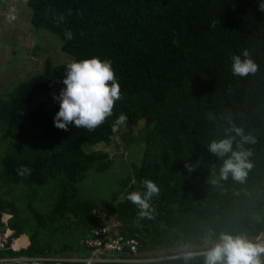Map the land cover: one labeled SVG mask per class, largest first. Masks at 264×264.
<instances>
[{
  "label": "trees",
  "instance_id": "16d2710c",
  "mask_svg": "<svg viewBox=\"0 0 264 264\" xmlns=\"http://www.w3.org/2000/svg\"><path fill=\"white\" fill-rule=\"evenodd\" d=\"M26 2L32 27L56 35L72 62H112L121 99L95 131L56 128L58 101L51 113L38 98L59 95L67 65L50 57L40 72L0 94V231L12 229L11 242L27 232L31 219L36 222L26 248H8L0 256H84L82 239L110 218L112 230L139 242L135 255L122 254L137 261L113 264H203V257L186 262L182 253L204 250L205 239L215 241L222 232L249 240L264 234V12L258 10L264 0ZM69 30L72 40L65 38ZM245 49L259 71L234 76L232 57ZM121 114L128 118L121 137L126 145L142 143L140 158L110 203L79 198L78 184L87 172L111 163L106 152L86 147L109 144ZM229 120L256 138L244 146L253 152V167L244 183L231 176L213 183L223 160L207 146L225 138ZM21 166L31 175H18ZM145 179L160 188L150 202L151 220L139 219L127 199L133 191H145ZM47 184L55 192L47 219L37 211L30 218L17 210L12 194ZM3 213L11 214L6 225ZM42 230L58 237L42 239Z\"/></svg>",
  "mask_w": 264,
  "mask_h": 264
},
{
  "label": "clouds",
  "instance_id": "9594fccd",
  "mask_svg": "<svg viewBox=\"0 0 264 264\" xmlns=\"http://www.w3.org/2000/svg\"><path fill=\"white\" fill-rule=\"evenodd\" d=\"M259 11L264 12V3L259 4ZM63 19L62 17L60 18ZM67 40L73 39V33L65 32ZM232 74L237 77L255 75L259 71V65L252 59L248 50H243L241 55L232 57ZM65 86L54 99L60 107L54 118V125L60 130L67 131L69 125L75 128H84L89 132L103 125L112 116L116 101L121 99L120 84L112 68L110 60L101 61L99 58L73 61L67 65V70L62 81ZM127 116L121 114L112 125L117 129L127 121ZM230 127L226 129L225 138L211 141L207 151L223 160L219 175L213 180H232L244 183L253 164L250 157L251 149H246V144H255L256 138L250 133L238 127L229 120ZM233 133L235 135H233ZM237 137L239 140L237 141ZM235 145V148H234ZM189 172L193 169L189 164L185 165ZM18 175L24 177L31 175V169L21 166ZM215 176V172L213 173ZM145 191L143 193L133 191L127 199L138 209V218L154 219L151 201L159 196L160 188L151 180L142 181ZM17 239V238H13ZM205 249L202 251H186L182 253L183 259L188 262L203 257V264H264V234L255 240H249L245 236H234L227 232L219 234L215 241L205 239ZM18 251V250H17ZM173 256L171 259H178Z\"/></svg>",
  "mask_w": 264,
  "mask_h": 264
},
{
  "label": "rangeland",
  "instance_id": "374dc122",
  "mask_svg": "<svg viewBox=\"0 0 264 264\" xmlns=\"http://www.w3.org/2000/svg\"><path fill=\"white\" fill-rule=\"evenodd\" d=\"M30 14L31 10L26 0H0V94L6 93L9 88L23 79L40 72L46 57H50L55 64L68 65L72 62L71 57L60 50V39L56 35L44 30L36 31L32 27ZM39 99L47 103L52 113L53 95L47 93ZM141 125L142 122L138 124V127ZM125 131L126 128L120 126L109 144L98 143L86 147L87 151L98 149L106 152L111 163L102 171L96 172L90 169L87 172L86 178L78 184L79 198L90 199L98 205H105L110 203L114 192L121 189L124 179L130 172V165L138 162L134 159L141 155L143 149L142 143L126 145L121 137V133ZM18 188L21 189V187ZM12 196L19 212L33 218V212L37 211L42 218L47 219L53 206L55 192L51 185L47 184L36 186L29 193L17 190ZM125 196L124 193L119 199ZM10 216V213L2 214L1 221L4 225L7 224ZM35 225L33 218L31 227L27 232L25 231V235L36 230ZM106 225L114 229L113 219H108ZM51 227L47 226L46 231H52ZM4 229L10 235L13 232L8 227ZM44 232L42 230L40 233L42 239L54 240L58 237V235L54 236L53 232ZM58 232L60 230H57ZM14 242L13 245H15Z\"/></svg>",
  "mask_w": 264,
  "mask_h": 264
},
{
  "label": "built area",
  "instance_id": "2783aa9c",
  "mask_svg": "<svg viewBox=\"0 0 264 264\" xmlns=\"http://www.w3.org/2000/svg\"><path fill=\"white\" fill-rule=\"evenodd\" d=\"M9 238L10 234L0 231V251L8 248L17 251L13 245L15 239L10 242ZM82 244L88 251L86 256H52L48 254L0 256V264H113L137 261L122 256L124 252L131 255L136 254L139 245L137 238L125 237L106 224L92 228L88 235L82 239Z\"/></svg>",
  "mask_w": 264,
  "mask_h": 264
},
{
  "label": "bare ground",
  "instance_id": "6f19581e",
  "mask_svg": "<svg viewBox=\"0 0 264 264\" xmlns=\"http://www.w3.org/2000/svg\"><path fill=\"white\" fill-rule=\"evenodd\" d=\"M26 242H27V239H26V237H22V238H20V239H17L16 241H15V248H18V247H20V246H24L25 244H26ZM28 245V244H27Z\"/></svg>",
  "mask_w": 264,
  "mask_h": 264
},
{
  "label": "crops",
  "instance_id": "0c3cea01",
  "mask_svg": "<svg viewBox=\"0 0 264 264\" xmlns=\"http://www.w3.org/2000/svg\"><path fill=\"white\" fill-rule=\"evenodd\" d=\"M22 237H26L27 242H26V244H25L24 246H20V247H18L17 250L24 249V248H26V247L29 245V238H28L27 235H25V234H21L17 239H20V238H22ZM17 239H16V240H17ZM16 240H15V241H16ZM14 243H15V242H14ZM27 244H28V245H27ZM85 253L88 254V252H85ZM79 256H80V255H79ZM84 256H86V255H84Z\"/></svg>",
  "mask_w": 264,
  "mask_h": 264
}]
</instances>
